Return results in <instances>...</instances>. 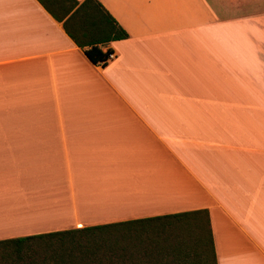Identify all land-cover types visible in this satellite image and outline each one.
I'll return each instance as SVG.
<instances>
[{
	"label": "crops",
	"instance_id": "obj_1",
	"mask_svg": "<svg viewBox=\"0 0 264 264\" xmlns=\"http://www.w3.org/2000/svg\"><path fill=\"white\" fill-rule=\"evenodd\" d=\"M96 1L104 66L0 0V240L203 210L215 264H264V0Z\"/></svg>",
	"mask_w": 264,
	"mask_h": 264
},
{
	"label": "trees",
	"instance_id": "obj_2",
	"mask_svg": "<svg viewBox=\"0 0 264 264\" xmlns=\"http://www.w3.org/2000/svg\"><path fill=\"white\" fill-rule=\"evenodd\" d=\"M37 1L61 22L65 34L94 65L104 66L111 54L100 47L127 37L96 0L79 4L69 0L67 8L58 6L59 0ZM206 217L200 210L4 239L0 260L9 264H215ZM143 240L152 243L151 252L143 251Z\"/></svg>",
	"mask_w": 264,
	"mask_h": 264
},
{
	"label": "rangeland",
	"instance_id": "obj_3",
	"mask_svg": "<svg viewBox=\"0 0 264 264\" xmlns=\"http://www.w3.org/2000/svg\"><path fill=\"white\" fill-rule=\"evenodd\" d=\"M185 223V222H184ZM183 227H187V225L186 224H183L182 225ZM154 227V226H153ZM175 227L177 228V227H181V225L180 224H176L175 225ZM192 230L191 231H193V228H192V226H189ZM158 232V231H157ZM174 235V233H171L170 234V237H172ZM142 236H145V235H142ZM155 236H157V235H155ZM147 237V236H146ZM152 237H154V235H152V234H149V238H152ZM147 240V239H146ZM154 240H159V242H160V240L161 239H159V238H157V237H155L154 238ZM143 251L145 252V253H149V252H151L150 251V247H149V244H152V243H148L147 241L145 242V240H143ZM143 253V252H142ZM151 256L152 257H154L155 256V251L153 250V253L151 254ZM159 257H160V255H159ZM143 259V258H142ZM0 264H9L7 261L5 262V261H1L0 260Z\"/></svg>",
	"mask_w": 264,
	"mask_h": 264
},
{
	"label": "built area",
	"instance_id": "obj_4",
	"mask_svg": "<svg viewBox=\"0 0 264 264\" xmlns=\"http://www.w3.org/2000/svg\"><path fill=\"white\" fill-rule=\"evenodd\" d=\"M111 57V55L108 56V59Z\"/></svg>",
	"mask_w": 264,
	"mask_h": 264
}]
</instances>
